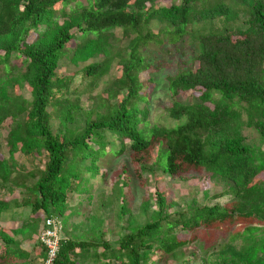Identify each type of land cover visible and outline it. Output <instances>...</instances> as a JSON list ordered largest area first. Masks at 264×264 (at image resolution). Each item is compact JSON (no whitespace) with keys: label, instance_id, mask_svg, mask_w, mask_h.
<instances>
[{"label":"trees","instance_id":"trees-1","mask_svg":"<svg viewBox=\"0 0 264 264\" xmlns=\"http://www.w3.org/2000/svg\"><path fill=\"white\" fill-rule=\"evenodd\" d=\"M167 1L0 0V264L46 256L38 241H25L39 230L36 217L12 237L6 219L28 210L68 221L78 214L73 195L93 198L90 180L105 175L99 159L125 151L153 189L143 210L131 213L123 168L106 198L122 192L118 229L109 231L118 247L102 218L90 233L60 238L53 264H85V256L92 264H264V0ZM70 42L78 62L93 61L58 77ZM166 42H186L196 68L167 76L171 104L163 125H150L139 108L153 82L146 50ZM22 84L28 99L17 92ZM250 129L261 148L250 146ZM200 169L222 188L189 204L169 198L156 177L185 180ZM239 220L246 224L234 232ZM205 230L214 233L200 238Z\"/></svg>","mask_w":264,"mask_h":264},{"label":"rangeland","instance_id":"rangeland-1","mask_svg":"<svg viewBox=\"0 0 264 264\" xmlns=\"http://www.w3.org/2000/svg\"><path fill=\"white\" fill-rule=\"evenodd\" d=\"M164 2L166 4L169 3V1L167 0H164ZM55 9L58 10V8ZM60 22L61 21H59V23ZM212 30L218 31L216 29ZM114 35V39L120 40L121 34L119 31H115ZM35 37L36 33H30L27 39L28 42H32ZM80 42H82V40ZM67 49L68 50L66 54L61 57L57 64L56 75L58 77L69 76L73 74L78 68L86 66L93 61L88 60L86 62H78V54L74 52L75 42H70L67 45ZM64 52L65 50L63 51V53ZM146 53L151 55L152 68L149 76L152 77L153 82L146 90L145 95L147 96V99L144 102L142 101L140 103L139 108L141 110H147V120L149 121L150 125H153L155 123L163 125L164 110L171 104V98L167 88V76L173 75L176 72L184 69L194 70L196 68V62L194 61V54L192 53V49H190L186 42H179L175 45H171L166 42L162 46L151 44L146 50ZM101 59L102 57H99V60ZM12 60L14 63H16L15 61L17 59L13 57ZM141 78L143 80L146 79L147 73L142 75ZM17 92L21 94L24 99H28L30 96V89L26 84L20 85ZM189 94L190 92H184L179 96H181L180 98H185ZM82 101L84 104L86 103L85 96L82 97ZM9 122L10 121L7 120L5 122V127H3L2 129V136L4 140L7 133L6 125H8ZM53 129L55 131L59 129L56 122L53 123ZM61 131L62 133L64 132V130ZM244 133L248 134L249 140H251L249 142L251 147L255 149L261 148V141L260 139H258L254 130H246ZM262 149L264 150V147ZM153 155L154 151H152L151 155L146 156L145 161L153 159ZM135 157L136 156L133 152L125 151L123 154L118 156H115V153L113 152H108L103 158L99 159L98 165L102 168V172L105 173V175H99L95 180H90V184H93L94 187L92 190L93 198L89 195H73V200L71 202L72 207L70 208V212L77 211L78 214L75 216L69 214L68 221L67 217L64 216L63 223L62 220L58 219L61 223L59 238L66 237L72 234L81 236L85 233H90L92 230L89 231V228L93 226L100 227L103 218L107 223L106 228L108 229L105 238L113 241L115 244V248L118 247V238H112L109 231H113L114 234L118 229L116 225L118 222L114 214L115 211H117V208L120 206L116 198L120 197L119 199H122V192L119 193L117 190H115L114 194L109 199L106 198L110 195V190H112L111 188L113 184H115V186L118 184L117 181L121 177L122 169H125L126 175L129 178L127 186L128 188L125 191V196L127 194V200L130 203L132 214L136 216L139 211L143 210L146 204L148 191H153L152 187L149 188L148 184L146 185V177L140 172L138 161L137 159H135ZM261 163V159L257 158L255 160V164L258 168L259 166H261ZM29 167H32V164H29ZM156 177L161 180V185H163L169 198L174 199L177 203L180 204L183 202L189 204L194 200V198L195 200H199L201 197V193L204 190H209L211 194H213L218 192L222 188L219 178L210 180L209 174L203 169L196 171L191 170L189 172V175L187 176V179L185 180H180L177 177L168 178L164 176L162 172H156ZM100 187L103 189L100 190ZM221 203L222 205L225 204L224 201H221ZM20 215H26V217L22 218ZM35 217L37 218L35 223L37 225V229L39 227V230H37L38 232H36L35 235L25 239L26 242L34 243L38 241V234L42 229V223L44 221L43 215L41 213H38L37 215H31L28 213V210H25L22 214L19 213L14 218L6 219L1 224V227L4 229L7 236L12 237V231L30 225L34 221ZM87 218H89L90 220L87 221ZM147 221L148 219H142L140 221V224H143ZM245 224V221L239 220L235 225H233L234 227L230 226L226 228L228 229L233 227L234 232H239L242 231ZM212 231L213 230H205V232L202 233L204 234L203 236H201V234H199L198 236L200 238H209L214 233ZM217 233L218 232H216L215 234ZM1 245L2 241H0V246ZM102 251L103 250L100 249V252ZM78 260L80 261L81 259L78 258ZM30 264H43V262L40 259H33Z\"/></svg>","mask_w":264,"mask_h":264},{"label":"built area","instance_id":"built-area-1","mask_svg":"<svg viewBox=\"0 0 264 264\" xmlns=\"http://www.w3.org/2000/svg\"><path fill=\"white\" fill-rule=\"evenodd\" d=\"M61 223L56 218H46L38 234V242L45 248L43 264H53L59 249Z\"/></svg>","mask_w":264,"mask_h":264},{"label":"crops","instance_id":"crops-1","mask_svg":"<svg viewBox=\"0 0 264 264\" xmlns=\"http://www.w3.org/2000/svg\"><path fill=\"white\" fill-rule=\"evenodd\" d=\"M78 258H80L79 256H77V260ZM83 261H85V264H92V262H89V260L87 259V257L85 256V258H83ZM81 262V261H80Z\"/></svg>","mask_w":264,"mask_h":264}]
</instances>
